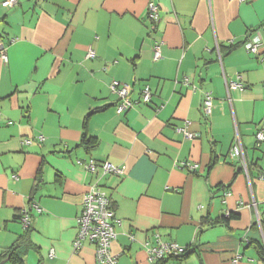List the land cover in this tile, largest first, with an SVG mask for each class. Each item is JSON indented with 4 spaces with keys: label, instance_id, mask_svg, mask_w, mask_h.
I'll return each mask as SVG.
<instances>
[{
    "label": "crops",
    "instance_id": "1",
    "mask_svg": "<svg viewBox=\"0 0 264 264\" xmlns=\"http://www.w3.org/2000/svg\"><path fill=\"white\" fill-rule=\"evenodd\" d=\"M5 1L0 262L13 249L20 260L5 263L98 264L93 244L71 246L83 197L97 184L119 221L114 264H156L147 253L156 239L185 249L165 264H264V141L254 147L264 129V0ZM252 38L262 43L258 55L242 46ZM237 78L243 89L227 90L225 80ZM112 81L130 87L133 106L122 114ZM186 126L194 139L176 132ZM236 133L246 169L228 157ZM104 161L124 174L82 167Z\"/></svg>",
    "mask_w": 264,
    "mask_h": 264
},
{
    "label": "built area",
    "instance_id": "2",
    "mask_svg": "<svg viewBox=\"0 0 264 264\" xmlns=\"http://www.w3.org/2000/svg\"><path fill=\"white\" fill-rule=\"evenodd\" d=\"M237 1L242 2L245 0ZM17 3L18 0H6L4 4L8 7H13L17 5ZM147 18L150 21L152 27L159 20L158 8L153 2H150L147 5ZM242 46L247 53L258 55L262 47V43L259 41V39L252 38L246 39ZM152 50L153 60L156 61L160 58L159 46H153ZM0 57L3 61H6L7 59L5 48L2 43H0ZM94 57V51L91 48H88L86 58L93 59ZM238 80L239 78H237L235 81L225 80L226 89L242 90L243 88ZM184 81L187 82V79ZM109 89L117 96V104L115 106L116 114H122L133 106V102L129 97L130 87L128 85L119 83L118 81H112L109 85ZM140 100L144 104L150 103L151 91L148 86H145L142 89ZM212 108V95L210 92H204L202 110L206 117L211 115ZM176 132L181 134L184 139L192 140L195 137L194 134L187 129V126L184 128H177ZM254 137V147L258 148L259 145L264 141V129L257 130ZM228 157L231 160L237 161L246 169L244 151L237 133L228 151ZM82 167L87 173L92 175L100 173L102 175L115 174L121 176L124 174L122 167L115 166L107 161H104L99 165L91 162L86 164L84 163ZM182 167L191 172L196 169V165L189 163L182 164ZM260 178L263 179V175H260ZM35 208L37 211H39L37 207ZM21 218L24 229H27L29 226L28 216L24 214L21 216ZM117 223H119V221L114 218L109 197L101 190L99 185L95 184L83 197L81 214L76 220L77 231L72 241V250L77 252L82 248L84 242L91 243L95 247V259L98 264H114L116 258L111 253L110 246L116 238L115 225ZM258 227L260 229L264 244V228L261 227L259 222ZM184 252V248L179 247L174 243L163 242L160 239H156L155 245L147 247L148 258L151 263H156L162 259H165L167 256H180ZM49 256H53L52 250L50 251Z\"/></svg>",
    "mask_w": 264,
    "mask_h": 264
},
{
    "label": "trees",
    "instance_id": "3",
    "mask_svg": "<svg viewBox=\"0 0 264 264\" xmlns=\"http://www.w3.org/2000/svg\"><path fill=\"white\" fill-rule=\"evenodd\" d=\"M234 218V216H232ZM231 218V216H230ZM228 222V219L226 218H222L219 220V223L226 225V223ZM25 232H28V229L25 230ZM261 255L264 256V250H261ZM5 256L7 257V261L9 262H18L20 259L17 255V253L14 252L13 249H10L7 253H5ZM186 256L185 252L180 255V256H167L165 259H162L158 262H156V264H165L166 262H168V260L174 259L177 262H180L184 257ZM19 259V260H18Z\"/></svg>",
    "mask_w": 264,
    "mask_h": 264
},
{
    "label": "water",
    "instance_id": "4",
    "mask_svg": "<svg viewBox=\"0 0 264 264\" xmlns=\"http://www.w3.org/2000/svg\"><path fill=\"white\" fill-rule=\"evenodd\" d=\"M7 261V260H6ZM6 261H1L0 264H4Z\"/></svg>",
    "mask_w": 264,
    "mask_h": 264
},
{
    "label": "rangeland",
    "instance_id": "5",
    "mask_svg": "<svg viewBox=\"0 0 264 264\" xmlns=\"http://www.w3.org/2000/svg\"><path fill=\"white\" fill-rule=\"evenodd\" d=\"M4 264H8V263H4Z\"/></svg>",
    "mask_w": 264,
    "mask_h": 264
}]
</instances>
